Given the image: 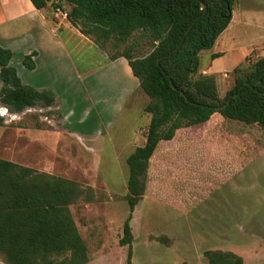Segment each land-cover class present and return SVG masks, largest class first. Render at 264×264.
Wrapping results in <instances>:
<instances>
[{"label":"rangeland","instance_id":"obj_1","mask_svg":"<svg viewBox=\"0 0 264 264\" xmlns=\"http://www.w3.org/2000/svg\"><path fill=\"white\" fill-rule=\"evenodd\" d=\"M48 4L47 14L69 10L61 0ZM232 17L216 46L224 52L218 68L225 71L209 73L212 55L199 53L198 74L214 77L221 99L233 86V70L247 68L264 52V0H235ZM88 39L93 43V37ZM67 42L73 54L86 50L73 39ZM152 45L148 33L137 31L103 48L108 57L129 53L143 58ZM90 54L86 51L83 58ZM147 101L140 91L95 150L63 133L55 109L14 113L0 104L1 160L92 190L93 202L79 200L69 207L87 248V264L126 263L127 247L119 245L128 216L126 159L144 144ZM38 130L59 136H37ZM144 183L129 224L131 264H206L207 251L233 253L243 264H264V134L258 126L214 114L200 130L160 142ZM0 264H5L1 257Z\"/></svg>","mask_w":264,"mask_h":264},{"label":"trees","instance_id":"obj_2","mask_svg":"<svg viewBox=\"0 0 264 264\" xmlns=\"http://www.w3.org/2000/svg\"><path fill=\"white\" fill-rule=\"evenodd\" d=\"M45 10L48 0H29ZM61 12L84 37L104 52L110 41L124 42L135 32L152 39L151 52L143 58L123 57L148 97L144 113L150 115L145 142L126 159L128 216L119 245L127 247L131 264L130 221L145 190L149 160L160 142L173 141L183 131L196 132L214 114L256 125L264 134V55L245 69L233 70L234 83L221 99L213 76L199 75V53L213 48L232 19L235 0H61ZM204 5V6H203ZM60 11L59 9L55 10ZM212 55V60L220 57ZM34 53L21 64L34 69ZM12 53L0 47V104L14 113L52 108L51 91L22 85L10 66ZM223 108V109H222ZM83 200L93 202V192L79 184L39 173L0 159V257L5 264H87V248L69 207ZM206 264H243L230 252L207 251Z\"/></svg>","mask_w":264,"mask_h":264},{"label":"crops","instance_id":"obj_3","mask_svg":"<svg viewBox=\"0 0 264 264\" xmlns=\"http://www.w3.org/2000/svg\"><path fill=\"white\" fill-rule=\"evenodd\" d=\"M232 20L233 17L215 46L208 50L210 55H221L212 60L209 73L225 71L218 68L224 52L217 51L216 46ZM69 39L86 50L73 54L68 47ZM0 47L12 53L10 66L16 70L22 85L55 95L52 109L61 118L63 133L84 148L95 150L102 144L128 103L141 91L123 57L108 60L106 53L81 35L64 14L56 11L47 14V8L37 10L29 0H0ZM86 51L91 53L88 60L83 58ZM33 53L34 69L28 70L21 61ZM146 128L142 131L146 132ZM36 132L37 136L53 140L59 136L57 132Z\"/></svg>","mask_w":264,"mask_h":264},{"label":"water","instance_id":"obj_4","mask_svg":"<svg viewBox=\"0 0 264 264\" xmlns=\"http://www.w3.org/2000/svg\"><path fill=\"white\" fill-rule=\"evenodd\" d=\"M204 6V5H203ZM223 109V108H222Z\"/></svg>","mask_w":264,"mask_h":264}]
</instances>
